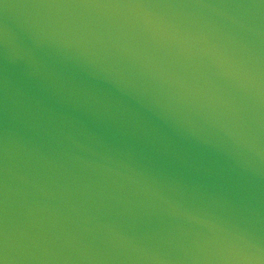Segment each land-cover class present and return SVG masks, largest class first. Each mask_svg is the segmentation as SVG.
Masks as SVG:
<instances>
[{
	"label": "water",
	"instance_id": "water-1",
	"mask_svg": "<svg viewBox=\"0 0 264 264\" xmlns=\"http://www.w3.org/2000/svg\"><path fill=\"white\" fill-rule=\"evenodd\" d=\"M0 264H264V0H0Z\"/></svg>",
	"mask_w": 264,
	"mask_h": 264
}]
</instances>
